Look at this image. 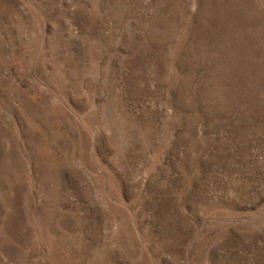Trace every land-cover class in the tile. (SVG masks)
<instances>
[{
  "label": "rangeland",
  "instance_id": "obj_1",
  "mask_svg": "<svg viewBox=\"0 0 264 264\" xmlns=\"http://www.w3.org/2000/svg\"><path fill=\"white\" fill-rule=\"evenodd\" d=\"M0 264H264V0H0Z\"/></svg>",
  "mask_w": 264,
  "mask_h": 264
}]
</instances>
